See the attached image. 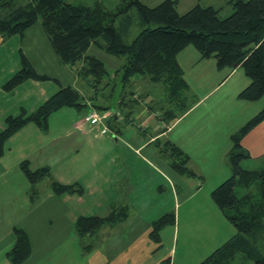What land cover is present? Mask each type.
I'll return each instance as SVG.
<instances>
[{"label": "crops", "instance_id": "1", "mask_svg": "<svg viewBox=\"0 0 264 264\" xmlns=\"http://www.w3.org/2000/svg\"><path fill=\"white\" fill-rule=\"evenodd\" d=\"M177 59L197 101L162 131L138 137L134 143L127 141L135 155H115L118 157L108 160L111 165L106 166L107 170L96 169L101 160L95 153L90 158L86 181L77 179L75 174L54 176L52 171L55 163L63 165L67 157L78 152L82 136H91L92 129L85 119L64 125L63 132L48 142L44 140L47 134L42 133L38 123L35 122L41 129L28 126L32 121L7 139L0 156V264H14L9 252L17 243L15 228L26 232L31 246L29 256L20 264H163L167 259L171 264H197L237 233L211 194L232 175L228 163L232 135L264 109V95L254 100L241 97L240 93L251 83L245 69L242 66L219 68L216 59L202 58L194 46L181 50ZM153 98L148 94L144 101L151 106ZM84 103L91 105L92 102L88 99ZM148 109L145 112L149 113ZM155 119L160 126L162 122ZM117 129L122 133L125 127L119 125ZM43 130L48 132L50 124ZM162 138L185 153L194 174L174 170L171 159L169 167H163L142 154L145 147ZM241 143L250 153V158L243 160L251 166L247 169H264V120ZM21 146L23 149L19 150ZM23 161H28L33 170L48 166L51 173L33 184L22 169ZM147 163L157 167V173L169 180V186L155 187L161 191L158 198L155 194L147 198L145 194L142 180L145 172L139 170ZM55 181L82 189L57 193L53 187ZM178 205L185 207L188 218L182 226L180 218L177 219ZM99 206L103 210L110 207L104 216L122 207L127 208L128 215L97 232L82 234L78 219L94 215ZM132 209L134 215L129 213ZM146 211H156V214L147 219ZM173 211L175 223L165 226L160 232V241H156L151 235L153 221ZM197 213L200 216L194 215Z\"/></svg>", "mask_w": 264, "mask_h": 264}, {"label": "trees", "instance_id": "2", "mask_svg": "<svg viewBox=\"0 0 264 264\" xmlns=\"http://www.w3.org/2000/svg\"><path fill=\"white\" fill-rule=\"evenodd\" d=\"M178 2L164 0L150 7L141 0H129L119 11L113 12L99 6L72 4L65 0H0V34H22L41 19L59 58L72 65L85 61L79 73L91 77L96 83L105 80L110 70L100 58L87 53L91 46H97L109 54L124 56L125 62L114 75L122 76L125 89L130 85V94H134L135 76H142L164 88L165 96H160L155 103L161 109L158 118L165 122V126L182 116L197 101L177 59L179 52L188 46H194L204 59H216L219 68L242 66L251 83L240 96L248 100L263 96L264 0H236L234 12L226 18H221L214 6L201 4L181 14L177 8ZM132 7L138 10L142 29L129 41L124 31L129 30L130 23L124 31L116 23L121 13ZM24 62L26 66L10 78L5 84L6 89L31 77H48L37 73L26 58ZM189 95L193 100L186 104ZM82 100L80 91L68 85L50 96L34 112L27 114L22 111L19 115L8 116L6 128L0 131V156L7 139L21 126L32 121L47 129L53 112L65 106L81 108L86 105ZM263 120L264 109L232 135L233 146L228 153L232 175L219 184L211 195L237 233L199 264H229L239 253L253 259L255 264H264V252L260 246L264 241V169L242 166L243 160L250 158V153L241 143L242 138ZM163 149L171 156L170 165L174 170L194 174L188 166L187 156L178 146L164 141ZM21 166L33 184L51 173L48 166L33 170L28 161H23ZM53 187L57 193L82 189L75 184L57 181L53 182ZM127 215L126 207L116 208L105 216H81L77 225L82 234L97 232L106 224H115ZM175 220L174 211L154 220L152 237L160 241L161 230L174 224ZM15 232L17 243L9 256L14 264H20L29 256L31 246L22 228H15ZM163 264H171V260L167 259Z\"/></svg>", "mask_w": 264, "mask_h": 264}, {"label": "rangeland", "instance_id": "3", "mask_svg": "<svg viewBox=\"0 0 264 264\" xmlns=\"http://www.w3.org/2000/svg\"><path fill=\"white\" fill-rule=\"evenodd\" d=\"M65 1L90 7L99 6L105 11L117 12L121 7L125 6L129 0ZM163 1L164 0H141V2L150 7L157 6ZM235 1L236 0H179L177 8L178 11L183 14L197 4H201L202 6H214L219 10V16L221 18H226L234 12ZM116 24L120 30L123 31L125 30V26L129 24V30L124 31L125 38L129 41H131L142 29L136 7L130 8L127 12H122ZM87 53L100 58L105 63L107 69L110 70V74L105 80L96 83L92 81L91 77H85L84 74H80V70L85 66V61L83 60L75 65L63 62L53 48L50 38L42 26L41 19L22 34L18 33L10 36H3L0 34V130L6 125L8 116L19 115L24 110H26L27 114L36 110L55 92L68 85H72L80 91L83 96V102L89 99L92 103L91 105H84L79 109L65 106L52 113L49 117L50 130L48 132L41 129L35 122L28 124L29 127L38 126L42 133H46L47 135L44 136L46 142L53 136H57V134L63 132L64 125L72 124L77 120H83L88 113L92 111L106 114L104 122L86 121L88 128L92 129L91 136H82L81 139L83 142L78 152H76L74 156L67 157L63 165L55 163V168L52 169L54 176L62 174L66 177H72V175L75 174L77 179L79 178L81 181H86V178L89 177V166L92 163L90 158L95 153L99 156V160H101L96 169L99 171L107 170L106 166L111 165L108 160L112 157H118L115 155L124 156L126 153L135 155L134 152L130 150V147L126 143L127 141L134 143L138 137H147V134H155L158 131H162L165 127V122H162V120L160 126H157L158 120L156 121L155 119H159L158 116H161V109L157 106L158 103L156 104L155 101L158 100L160 96H165L164 88L160 84L152 83L142 76H135L134 80L136 84L133 90L134 94H130V85H127L125 89V83L121 80L122 76L114 75L115 71L125 62L124 56L106 53L104 50L94 45L89 48ZM25 58L37 73L47 75L48 77H31L11 89H6L5 84L10 78L26 66L24 62ZM148 94L154 97L153 100L150 101L153 108L149 106V102L147 103L145 102L146 100L144 101ZM192 100L193 97L189 95V98H186V104L191 103ZM130 107L133 108L130 109ZM147 109L149 113L145 112ZM147 118H149L148 120L151 124ZM153 124H156L155 130H152L154 129ZM119 125L125 127L122 133L117 131ZM104 127H107L109 132L103 133L102 129ZM145 130H147L148 133H146ZM164 141L165 139L162 138L160 141L151 143L143 149L142 154L152 160L154 164L156 163L163 167L165 165L169 167L168 163L172 158L167 150L163 149ZM84 144L85 146L83 147ZM22 149L23 146H21L19 150ZM150 165L153 164H145V167L143 169L140 167L139 171L142 170L141 172H145L142 180L146 189V197L150 198L155 194L158 198V196H161V191H159V188L157 189L155 187L158 185L159 187L160 185L167 187L169 186V180L157 173V167L152 168ZM242 166L244 168H251L249 164H246V161L242 162ZM112 168L113 166L111 169ZM85 169L86 171L84 172ZM42 183V185H44L43 187H47V185L44 184L45 182ZM147 200L150 201V199ZM175 204L176 203H174V206ZM135 206L137 207V205ZM150 206H153V204H150ZM99 207L93 212L94 215L104 216V214H107L110 210L109 206L104 210L103 206ZM176 210L177 219L180 218V224L182 226L186 219H188L186 218L187 213L185 207L182 206L179 208L178 205ZM155 212L156 211H146L145 217L151 219ZM129 213L134 215L135 211L132 209ZM194 215L200 216V213ZM183 238L184 235H182L180 239L179 249L182 248ZM261 248L264 252V244H261ZM229 264H255V262L253 259H248L242 253H239Z\"/></svg>", "mask_w": 264, "mask_h": 264}, {"label": "built area", "instance_id": "4", "mask_svg": "<svg viewBox=\"0 0 264 264\" xmlns=\"http://www.w3.org/2000/svg\"><path fill=\"white\" fill-rule=\"evenodd\" d=\"M105 118H106V114H100L96 111H92L85 117V121L104 122ZM102 132L107 133L109 132V129L107 127H104L102 129Z\"/></svg>", "mask_w": 264, "mask_h": 264}, {"label": "bare ground", "instance_id": "5", "mask_svg": "<svg viewBox=\"0 0 264 264\" xmlns=\"http://www.w3.org/2000/svg\"><path fill=\"white\" fill-rule=\"evenodd\" d=\"M89 114V113H88ZM92 122V121H91Z\"/></svg>", "mask_w": 264, "mask_h": 264}]
</instances>
